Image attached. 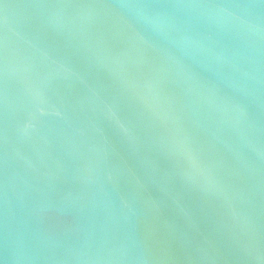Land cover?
Listing matches in <instances>:
<instances>
[{"label": "water", "instance_id": "water-1", "mask_svg": "<svg viewBox=\"0 0 264 264\" xmlns=\"http://www.w3.org/2000/svg\"><path fill=\"white\" fill-rule=\"evenodd\" d=\"M0 264H264V0H0Z\"/></svg>", "mask_w": 264, "mask_h": 264}]
</instances>
